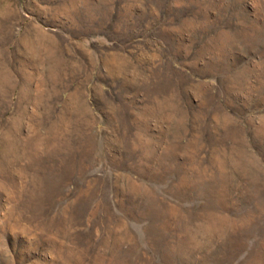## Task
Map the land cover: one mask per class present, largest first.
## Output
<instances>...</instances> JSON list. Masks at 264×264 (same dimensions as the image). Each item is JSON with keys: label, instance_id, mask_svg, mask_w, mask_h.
<instances>
[{"label": "rangeland", "instance_id": "rangeland-1", "mask_svg": "<svg viewBox=\"0 0 264 264\" xmlns=\"http://www.w3.org/2000/svg\"><path fill=\"white\" fill-rule=\"evenodd\" d=\"M0 264H264V0H0Z\"/></svg>", "mask_w": 264, "mask_h": 264}]
</instances>
